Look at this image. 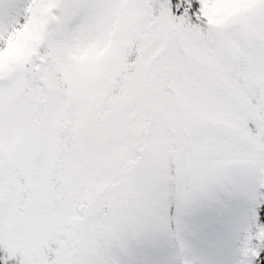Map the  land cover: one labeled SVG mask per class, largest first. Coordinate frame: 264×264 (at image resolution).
Segmentation results:
<instances>
[{
  "label": "snow or ice",
  "instance_id": "1",
  "mask_svg": "<svg viewBox=\"0 0 264 264\" xmlns=\"http://www.w3.org/2000/svg\"><path fill=\"white\" fill-rule=\"evenodd\" d=\"M232 198L264 204V0H0V264L151 234L200 264L185 218ZM244 225L264 264V212Z\"/></svg>",
  "mask_w": 264,
  "mask_h": 264
},
{
  "label": "rangeland",
  "instance_id": "2",
  "mask_svg": "<svg viewBox=\"0 0 264 264\" xmlns=\"http://www.w3.org/2000/svg\"><path fill=\"white\" fill-rule=\"evenodd\" d=\"M231 212L225 217L211 202L185 218L184 233L200 264H239L244 221L250 212H264V204L250 206L242 198L229 200ZM176 215V206L172 207ZM176 223L173 220L172 230ZM119 264H182L178 241L169 234H151L129 241L127 251L113 249Z\"/></svg>",
  "mask_w": 264,
  "mask_h": 264
}]
</instances>
